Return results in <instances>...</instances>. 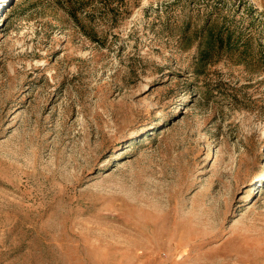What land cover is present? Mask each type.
Returning a JSON list of instances; mask_svg holds the SVG:
<instances>
[{
  "label": "rangeland",
  "instance_id": "obj_1",
  "mask_svg": "<svg viewBox=\"0 0 264 264\" xmlns=\"http://www.w3.org/2000/svg\"><path fill=\"white\" fill-rule=\"evenodd\" d=\"M0 264H264V0H0Z\"/></svg>",
  "mask_w": 264,
  "mask_h": 264
}]
</instances>
